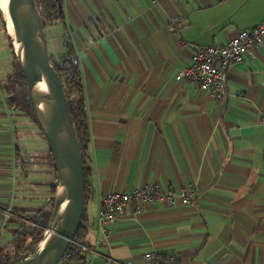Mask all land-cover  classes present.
<instances>
[{
    "label": "crops",
    "instance_id": "crops-1",
    "mask_svg": "<svg viewBox=\"0 0 264 264\" xmlns=\"http://www.w3.org/2000/svg\"><path fill=\"white\" fill-rule=\"evenodd\" d=\"M62 12L46 28L49 52L69 40L78 53L90 134L88 249L75 264H155L147 253L264 264V54L230 67L224 100L179 75L196 44L224 45L262 21L264 0H62ZM7 28L0 18V249L11 254L28 216L50 208L57 179L42 128L9 102ZM151 183L196 194L127 204L108 244L104 196Z\"/></svg>",
    "mask_w": 264,
    "mask_h": 264
},
{
    "label": "water",
    "instance_id": "water-1",
    "mask_svg": "<svg viewBox=\"0 0 264 264\" xmlns=\"http://www.w3.org/2000/svg\"><path fill=\"white\" fill-rule=\"evenodd\" d=\"M57 1L62 12V1ZM3 7H7L15 23L20 50L17 52L10 34L14 50L27 80L37 120L49 144L57 179L52 216L43 238L33 250L21 253L13 264H60L83 221L84 154L64 82L50 57L36 0H0V14L5 20Z\"/></svg>",
    "mask_w": 264,
    "mask_h": 264
},
{
    "label": "built area",
    "instance_id": "built-area-1",
    "mask_svg": "<svg viewBox=\"0 0 264 264\" xmlns=\"http://www.w3.org/2000/svg\"><path fill=\"white\" fill-rule=\"evenodd\" d=\"M177 27L176 22L169 24L170 30L174 33H177ZM260 54H264V19L250 28L240 30L224 45L196 44L190 65L179 75L201 90L210 92L216 99L224 100L228 96L226 79L230 67L248 58H256ZM259 121L264 124V112L260 115ZM195 194L193 187L182 189L177 193H167L153 183L129 191L109 192L102 199L98 213V222L106 242L109 244L111 240V225L123 214L127 204L137 202L150 204L158 200L173 203L176 196L180 197L183 203L190 204ZM81 248L87 250L88 246L82 244ZM144 257L154 261L155 264H178L174 255L163 257L155 253H147Z\"/></svg>",
    "mask_w": 264,
    "mask_h": 264
},
{
    "label": "trees",
    "instance_id": "trees-1",
    "mask_svg": "<svg viewBox=\"0 0 264 264\" xmlns=\"http://www.w3.org/2000/svg\"><path fill=\"white\" fill-rule=\"evenodd\" d=\"M36 4L40 11L45 31L48 26L63 22L65 15L63 12H60V8L57 0H36ZM0 18L3 19L1 14H0ZM12 49L16 63H15L13 80H12V87L7 92L10 105L16 110H19L21 112L30 115L39 124L29 96L27 80L19 64L13 44H12ZM50 57L55 69L59 72L64 82L65 91L70 102V110L75 126L76 135L81 143L82 151L84 154V165H85V174H86V190H85L86 202H85V208L83 214V221L77 231L74 242L70 245L66 254L60 261V264H75L76 261L80 260L82 256L81 245L84 244L83 242L84 234L88 230V228L85 227V223H84L86 205L89 195L87 149L90 141V134H89V126H88V117L86 112V102H85V95L83 90L81 62L74 45L69 40H66L63 52L57 56H54L50 53ZM55 194H56V185L53 192V198L51 201L50 208L48 210H40L37 212V214H35L32 217L33 218L32 221L34 222L35 226L33 227L30 226L26 231L23 230L20 232L17 231V235H20V239L22 237L25 238H28L29 236L34 237L33 244H31L29 249H25V250L23 249L24 251L23 250L20 251L19 255L15 259H6L5 257L0 256V264H13L19 259L20 254L22 252L33 250L36 244L43 238L44 231L46 227L49 225L52 216V211L55 202ZM21 228H24V226H22ZM20 239L18 240V242L14 240V246L18 250L22 248ZM2 250L3 249H0V251Z\"/></svg>",
    "mask_w": 264,
    "mask_h": 264
},
{
    "label": "rangeland",
    "instance_id": "rangeland-1",
    "mask_svg": "<svg viewBox=\"0 0 264 264\" xmlns=\"http://www.w3.org/2000/svg\"><path fill=\"white\" fill-rule=\"evenodd\" d=\"M3 24H4V27H5V25H6V27H8V29H9V31H10V33H11V35H12V37H13V33H12V30L10 29V25H12L10 22H8V21H6L5 22V20H3ZM9 31L7 30V33H8V35H10V33H9ZM11 35H10V38H12L11 37ZM12 40V39H11ZM17 56V55H16ZM33 216H28V221H30L29 223H26V225H24V228H19V230H18V232H20V231H26V230H28V228L30 227V226H35V224H34V222H33V224L31 223V221H32V218ZM16 239H15V241L16 242H18V240L20 239V235H16V237H15ZM33 238L34 237H28V238H25V237H22L21 239H20V242H21V244H22V248L20 249V250H18V249H16V251L13 253H11V254H9L8 253V250L6 251V249L5 248H3V250L2 251H0L1 252V257H5L6 259H15L18 255H19V253H20V251H22L23 249L25 250V249H29V247L31 246V244H33ZM40 242V241H39ZM38 242V243H39ZM37 243V244H38ZM36 244V245H37ZM23 250V251H24ZM12 251V250H11ZM7 255H6V254ZM23 253V252H22Z\"/></svg>",
    "mask_w": 264,
    "mask_h": 264
},
{
    "label": "bare ground",
    "instance_id": "bare-ground-1",
    "mask_svg": "<svg viewBox=\"0 0 264 264\" xmlns=\"http://www.w3.org/2000/svg\"><path fill=\"white\" fill-rule=\"evenodd\" d=\"M3 1L6 2V0H3ZM3 12H4L3 15H4L5 20L12 24V25H10V29L12 30V33H13L15 48H16L17 52H19L20 44H19L18 39H17V33H16L14 20H13L11 14H9V11H7V7H6V9H5V7H3Z\"/></svg>",
    "mask_w": 264,
    "mask_h": 264
}]
</instances>
